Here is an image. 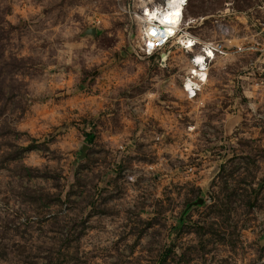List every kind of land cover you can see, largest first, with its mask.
<instances>
[{"label": "rangeland", "instance_id": "1", "mask_svg": "<svg viewBox=\"0 0 264 264\" xmlns=\"http://www.w3.org/2000/svg\"><path fill=\"white\" fill-rule=\"evenodd\" d=\"M137 1L0 0V264H264L258 54L189 97L191 54L143 56ZM226 8L232 44L264 43V0H189L193 33Z\"/></svg>", "mask_w": 264, "mask_h": 264}, {"label": "built area", "instance_id": "2", "mask_svg": "<svg viewBox=\"0 0 264 264\" xmlns=\"http://www.w3.org/2000/svg\"><path fill=\"white\" fill-rule=\"evenodd\" d=\"M164 0H160L159 2H163ZM189 0H183V10L178 20L177 25H173L170 23L161 24L160 20L153 21L150 23H145L143 26V32L145 37L140 41L139 51L143 56H152L155 55L156 61H159L161 58V54L163 52H167V59L170 57V54L173 48H179L182 51L186 50V54L190 53L191 63L195 59V52L203 51V55L205 57L204 61L206 64V73L209 75V66L211 58L206 55L207 50L213 52L214 59L217 58H229L232 59L235 56L247 54L249 51L257 53V60L260 61V65L257 67V70L261 76L262 81H264V43L260 45V42H256L255 44H247L241 37L239 41L232 44V40L235 39V29L229 23V16L232 14L230 12V8H226L225 10H221L218 14H214L216 16L215 20L218 23V28L221 31L220 37L207 38L203 39L193 33L192 28L195 26V23H198V20L206 18V16H198V17H190L185 13V8L188 4ZM225 16H228V20L225 21ZM137 21V18L134 17ZM153 30L155 31V35H152ZM183 37L182 42L179 38ZM197 38H200L202 42H199ZM189 40L191 43H189ZM166 59V60H167ZM213 60V59H212ZM196 67H200V65H196ZM189 69L187 70L186 76H193L194 74L189 73ZM199 83L197 90H199L200 86L206 83V81H198ZM196 93V92H195Z\"/></svg>", "mask_w": 264, "mask_h": 264}, {"label": "bare ground", "instance_id": "3", "mask_svg": "<svg viewBox=\"0 0 264 264\" xmlns=\"http://www.w3.org/2000/svg\"><path fill=\"white\" fill-rule=\"evenodd\" d=\"M137 3L138 10L134 11L133 16L137 18L139 28L138 35L140 41L145 37V34L143 32V26L145 25V23H150L157 20L163 21L167 19L170 21H175L174 23L170 24L177 25L183 10V2H181V0H164L162 3L157 0H138ZM177 13H179V15H177ZM179 39L184 42L183 37L180 36ZM197 39L199 40V42H202L200 38ZM189 43H191L190 40ZM184 52L186 53V50ZM207 52L208 53H206V55L208 57L210 56L212 60L214 58L213 52L210 50H207ZM167 55V52L162 53V62L166 61ZM204 59L205 57L203 55V51L195 52V59L192 61L194 64H190L191 58H188L190 65L188 67V69L190 70L189 73L192 72V74L194 75H185L182 78V90L189 97H192L196 94L195 90L199 86V83L196 82V79L198 81L207 82L209 78L208 73H206L207 67ZM197 64L200 65V67H196Z\"/></svg>", "mask_w": 264, "mask_h": 264}, {"label": "water", "instance_id": "4", "mask_svg": "<svg viewBox=\"0 0 264 264\" xmlns=\"http://www.w3.org/2000/svg\"><path fill=\"white\" fill-rule=\"evenodd\" d=\"M85 32L94 35V34H95V27H89V28L86 29ZM161 56H162V54H161ZM161 61H162V57L160 58V62H161ZM87 147H88L87 144L82 143L81 147L79 148V154H78L79 157H81V156H83V155L85 154V149H86ZM204 202H205V200H204L203 198L200 197V198L196 199V200L193 201V202H189V203L187 204V206H186V209L188 210L193 204H194V205H202Z\"/></svg>", "mask_w": 264, "mask_h": 264}, {"label": "snow or ice", "instance_id": "5", "mask_svg": "<svg viewBox=\"0 0 264 264\" xmlns=\"http://www.w3.org/2000/svg\"><path fill=\"white\" fill-rule=\"evenodd\" d=\"M181 2H183V0H181ZM177 15H179V13H177ZM175 21H170V20H163V21H160L161 24H164V23H174ZM155 31L153 30L152 32V35H155Z\"/></svg>", "mask_w": 264, "mask_h": 264}, {"label": "trees", "instance_id": "6", "mask_svg": "<svg viewBox=\"0 0 264 264\" xmlns=\"http://www.w3.org/2000/svg\"><path fill=\"white\" fill-rule=\"evenodd\" d=\"M186 9V8H185Z\"/></svg>", "mask_w": 264, "mask_h": 264}]
</instances>
